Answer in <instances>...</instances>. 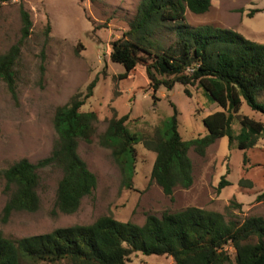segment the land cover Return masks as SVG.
Instances as JSON below:
<instances>
[{
	"label": "rangeland",
	"instance_id": "374dc122",
	"mask_svg": "<svg viewBox=\"0 0 264 264\" xmlns=\"http://www.w3.org/2000/svg\"><path fill=\"white\" fill-rule=\"evenodd\" d=\"M141 0H3L0 3V56L20 45L14 67L16 97L0 80V171L21 160L37 163L48 157L58 140L54 126L57 108L75 96L84 99L88 86L97 79L92 97L85 100L81 112H95L92 143L79 141L78 153L97 177L95 191L84 197L74 213L56 207V193L62 172L58 168L40 171V205L35 212H13L6 222L3 212L8 201L6 181L0 175V233L7 238H25L46 234L58 228L89 225L102 216L119 221L145 223L148 215L160 217L195 206L223 214L227 220L243 221L251 216L264 218V182L262 167L251 169L253 181L243 187V151L227 137L217 139L204 155L191 147L192 184L177 187L172 196L164 194L151 181L156 154L142 143L135 146V165L123 171L109 148L99 138L111 118L128 115L126 126L132 132L152 136L165 129L177 112L178 132L191 142L208 135L203 119L221 108L209 101L202 89L176 84L172 91L161 87L155 97L146 70L138 66L126 79L125 68L110 59L113 41L126 32ZM21 8L29 13L31 34L22 40ZM253 11L254 14H249ZM186 22L192 27L212 25L232 29L252 42L264 44V0H213L209 12L196 15L186 10ZM163 46L173 39L167 31L156 34ZM264 100L263 98H260ZM255 121L264 116L243 103L239 112ZM236 121L233 129L240 131ZM264 139L258 147H262ZM256 159L260 152L248 153ZM258 156V157H259ZM229 182L220 192L222 177ZM246 178V176H245ZM232 257L234 250L229 248ZM168 256L132 253L126 264H173ZM67 264V263H57Z\"/></svg>",
	"mask_w": 264,
	"mask_h": 264
},
{
	"label": "trees",
	"instance_id": "16d2710c",
	"mask_svg": "<svg viewBox=\"0 0 264 264\" xmlns=\"http://www.w3.org/2000/svg\"><path fill=\"white\" fill-rule=\"evenodd\" d=\"M3 0H0V3ZM211 0H141L129 29L113 41L110 59L125 68L126 79L138 66L146 70L150 88L172 91L176 84L196 85L210 102L221 110L206 116L203 124L208 135L191 142L178 132L177 112L165 129L157 128L152 136L132 132L126 126L129 116H114L108 122L99 143L109 148L123 171L135 165V146L142 143L156 154L151 181L172 196L177 187L192 184V162L188 156L194 147L204 155L217 139L228 138L243 151V187L253 181L251 169L264 170V122L239 115L243 103L264 116V44L252 42L241 33L212 25L192 27L186 22V10L196 15L209 12ZM253 11L249 15L254 14ZM22 40L31 34L32 21L21 8ZM167 31L173 39L163 46L156 34ZM20 45L0 56V80L16 97L14 67ZM95 79L84 99L75 96L57 108L54 126L58 133L51 154L32 163L21 159L0 171L6 181L8 201L3 212L7 221L13 212H35L40 205V171L58 168L56 207L74 213L84 197L97 187V177L78 153L79 141L93 142L95 112L84 113L85 100L92 97ZM238 121L239 133L233 129ZM260 152L252 160L248 153ZM259 156V157H258ZM246 176V178H245ZM264 182V172L261 177ZM230 185L223 176L220 192ZM229 248L234 250V255ZM168 256L173 264H264V218L251 216L243 221L227 220L216 211L190 206L160 217L148 215L143 225L102 216L89 225L58 228L46 234L25 238H7L0 233V264H126L132 253Z\"/></svg>",
	"mask_w": 264,
	"mask_h": 264
},
{
	"label": "crops",
	"instance_id": "0c3cea01",
	"mask_svg": "<svg viewBox=\"0 0 264 264\" xmlns=\"http://www.w3.org/2000/svg\"><path fill=\"white\" fill-rule=\"evenodd\" d=\"M211 2H212V5H213V0H211Z\"/></svg>",
	"mask_w": 264,
	"mask_h": 264
}]
</instances>
